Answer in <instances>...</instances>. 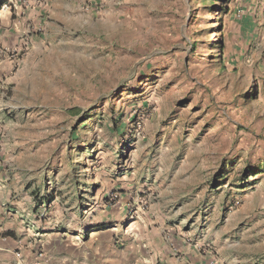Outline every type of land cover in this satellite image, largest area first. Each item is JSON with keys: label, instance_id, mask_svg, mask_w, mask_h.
<instances>
[{"label": "rangeland", "instance_id": "obj_1", "mask_svg": "<svg viewBox=\"0 0 264 264\" xmlns=\"http://www.w3.org/2000/svg\"><path fill=\"white\" fill-rule=\"evenodd\" d=\"M52 1L79 21L0 81V150L37 220L88 252L264 264V0Z\"/></svg>", "mask_w": 264, "mask_h": 264}, {"label": "crops", "instance_id": "obj_2", "mask_svg": "<svg viewBox=\"0 0 264 264\" xmlns=\"http://www.w3.org/2000/svg\"><path fill=\"white\" fill-rule=\"evenodd\" d=\"M54 4L52 0H22L16 12L2 15L0 81L7 73L8 79L17 75L41 38L51 36L63 21L77 24L76 16H51ZM24 40L29 43L23 51ZM2 155L0 150V264H152L157 258L161 264H198L182 243L178 256L172 255L169 244L156 240L141 253L121 252L105 242L88 252L82 245L69 243L67 237L58 234L59 230L37 220L34 196L26 184H21L18 173L12 174L8 157Z\"/></svg>", "mask_w": 264, "mask_h": 264}, {"label": "trees", "instance_id": "obj_3", "mask_svg": "<svg viewBox=\"0 0 264 264\" xmlns=\"http://www.w3.org/2000/svg\"><path fill=\"white\" fill-rule=\"evenodd\" d=\"M211 1H217V0H211ZM219 8V7H218ZM221 10L223 9L225 12L228 11L227 8H220ZM221 47V46H220ZM223 48V46L221 47ZM71 111H73L74 113L76 112L77 113V109H72ZM264 166V165H263ZM260 171H262L259 167H254V168H251L249 165H247L241 172V176H240V179H241V183L237 184L238 186H246L249 182H248V179L249 177H254L257 173H259ZM246 183V184H245ZM45 199V201H48L50 202V200L46 199V197H43ZM43 201L41 202L40 201V204H42ZM94 228H91L88 230V232H92V231H99V230H104V229H108L109 227L111 226H105L104 224H97V225H94L93 226Z\"/></svg>", "mask_w": 264, "mask_h": 264}, {"label": "built area", "instance_id": "obj_4", "mask_svg": "<svg viewBox=\"0 0 264 264\" xmlns=\"http://www.w3.org/2000/svg\"><path fill=\"white\" fill-rule=\"evenodd\" d=\"M22 0H0V18L3 14L8 12H16L19 6L21 5ZM29 41L24 40L22 42L21 48H26ZM20 52V50H18ZM14 53H17V50H14Z\"/></svg>", "mask_w": 264, "mask_h": 264}]
</instances>
